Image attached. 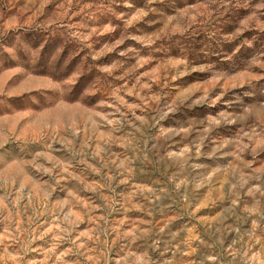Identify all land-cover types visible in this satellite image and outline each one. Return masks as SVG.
<instances>
[{
    "label": "rangeland",
    "instance_id": "374dc122",
    "mask_svg": "<svg viewBox=\"0 0 264 264\" xmlns=\"http://www.w3.org/2000/svg\"><path fill=\"white\" fill-rule=\"evenodd\" d=\"M0 264H264V0H0Z\"/></svg>",
    "mask_w": 264,
    "mask_h": 264
}]
</instances>
